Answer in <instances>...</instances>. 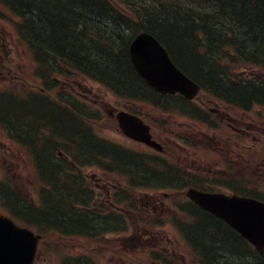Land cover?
<instances>
[{"label": "trees", "instance_id": "16d2710c", "mask_svg": "<svg viewBox=\"0 0 264 264\" xmlns=\"http://www.w3.org/2000/svg\"><path fill=\"white\" fill-rule=\"evenodd\" d=\"M0 8L8 13V24L20 40L23 54L37 65L47 86L54 83L56 75L63 74L64 68H69L125 98L151 103L168 100L147 87L129 58L133 38L148 32L162 42L176 65L214 98L245 107L264 105V82L257 85L256 80L230 74V70L242 67L264 69V0H0ZM28 101L0 100V108L8 109L1 117L8 120ZM32 105L29 101V109L24 110L28 114L21 116L23 123H33ZM48 106L42 103L36 110L39 124L32 128L37 129L38 135L50 132L56 140L62 139L71 160L55 162L58 158L50 150L57 143L47 139L49 136L45 141L30 139L29 146L38 149L35 154L41 176L51 186L43 193L46 211L36 213L25 203L27 207L20 204L19 195L10 199L39 223L72 235L69 240H79L84 233L98 237L105 234L96 230L93 222L97 225L98 220L92 222L75 209L80 201L76 197L83 204V192L75 195L70 186L78 181V165L82 167L86 161L95 159L92 129L83 124L89 118L76 115L78 111L72 104L71 108L65 106L70 110L67 118L73 123L76 120V124L66 120L61 125L58 120L54 122ZM15 115L12 120L19 118ZM19 123L22 122L18 119L15 127ZM78 124L83 128H78ZM63 177L67 184L62 183ZM187 211L188 220L176 221V225L191 248L204 252L207 258L204 264H264L252 247L228 226L194 206L188 205ZM99 250L101 254L110 252L107 248Z\"/></svg>", "mask_w": 264, "mask_h": 264}, {"label": "rangeland", "instance_id": "374dc122", "mask_svg": "<svg viewBox=\"0 0 264 264\" xmlns=\"http://www.w3.org/2000/svg\"><path fill=\"white\" fill-rule=\"evenodd\" d=\"M9 30L11 31V28H8L7 24L0 22V39L3 40L2 43L4 42V45H5V53L1 51L0 60L4 62V60L8 61L10 58L11 65H12V70L8 69V71L3 73L4 74L3 77H6L7 79L4 78L0 80V91L1 90L4 91L5 87L9 85L10 87L12 86L15 89V93H18L17 91H20L19 86L25 83L22 81H19L20 78L12 77V76H16V74L22 75L27 71L26 76L30 78L31 72L32 70H34V68L32 69V67L28 64L27 59L24 56H22L23 55L22 54L23 52L22 44L19 43L20 41L14 35L13 36L11 35V32H9ZM2 36L4 38H2ZM5 57H8V58H5ZM254 73L257 74L258 77L263 76V73L261 70L256 69L254 70ZM72 74H73V77L69 81V83H65L63 81L62 82L59 81V83H62V84L64 83L65 85L68 84L66 89L67 90L69 89V91H71V93L74 95V99H79L83 103L85 102V100H89L91 102V105L93 106L96 105L98 108L102 106V108H100L103 112L102 120L97 121L95 125L96 128H101L100 129L101 131H99L98 133L102 135L103 138L109 143L118 144L121 150H123L124 152L133 153L135 150H139V148H135L131 142L124 139L120 135V133H118L116 130L117 124L113 120L112 121L109 120V116L107 114V108L118 109L119 103H120L119 99L114 94H112L108 89L101 86L100 84L96 82H91L85 78L77 77L75 73H72ZM33 77L34 79H36L35 74L33 75ZM32 83L35 85H38L39 81H35ZM16 99L17 98L15 97L13 102H16ZM77 104H82V103H77ZM138 106H139L140 111L149 110L147 107H145L142 104ZM47 110H48V113L50 115H53V117L55 118L61 115V117L57 119L61 125H64L66 123V120L73 123V120L65 117V115H63V112H61V114L56 113L59 111V109L56 108L54 105H50L49 108H47ZM257 111H260L262 117H264V110L259 109ZM37 116H38V112L34 111L35 119L32 120L33 123L31 122L23 123V124H27V127H25V129L27 130L28 134L31 136L35 132L29 130V128L36 126V124L37 125L39 124V121H37L38 120ZM89 117L90 118L94 117L93 119H95L94 114H92V116H89ZM19 121L22 122L20 117H19ZM245 121L248 125L252 124L251 118L247 116H246ZM73 124H76V120ZM153 127H155V124H153ZM78 128H83V127H81L78 124ZM256 135L251 134L252 141H250V144H252V146H254L253 144H255L258 147L259 150L257 154L259 155L262 151H264V124L263 123H261V127H258V135L257 136ZM253 136L255 137V139ZM6 143H8V141H6ZM204 143L208 144V140L207 139L204 140ZM7 145H10V144H7ZM3 146L5 145L1 144V147ZM7 147H10V146H7ZM111 148L112 146L106 143V150L109 151ZM17 149H14L13 152L10 154L11 161L8 164L10 167L9 176L13 178V181L11 182L12 189H14L15 191L24 193L25 196L33 198L38 203L39 202L38 194L39 192L41 193L40 186H38V189L37 187L34 188L32 186V183L28 177L29 174L31 173V169H28L27 160L25 156L24 155L20 156L19 154L20 150L18 149L19 151L18 152ZM114 150L115 149H113L111 152H113ZM111 152L109 153L104 152V154L106 156L109 155L111 157L112 156ZM129 156L132 160L134 159L133 156L131 155ZM203 156L212 158L215 155L214 153L205 151ZM260 159H264V158H260ZM132 160H127L126 163L129 164L132 162ZM102 168L100 167V163H99L95 167L88 168L85 171V176L89 183H92L93 185L96 186V181H98L99 185L102 186L101 187L102 191L101 192L98 191V196L100 198H101V195L105 194L106 192H111V191L117 192L120 195L122 190H124V191H127L125 195L127 196L131 195L130 201H136V203L140 206L139 207L140 209H142V207H145L143 206L145 203L150 202V200L148 199L150 196L149 194L150 192L149 190H144L147 187V184H142L139 189L140 191L135 188V189H132V192L134 193H130L128 190H125V184L123 182L124 180L120 179L122 178L121 175H119V177L116 176L115 174L104 175L102 173ZM254 169L256 172L252 170L249 171V169L247 170V167L245 166V167H242V169H240V171H243V172L241 173L233 172L229 174L228 177L237 178V179L238 177L239 178L247 177L251 179L250 181L251 183H253L254 187H256L255 183H257V181H258V184H261L264 186V164ZM106 172H110V171H106ZM261 175H262V178H261ZM135 176H137V174H135ZM32 178L34 179L33 175H32ZM215 179H218V178L215 177ZM197 181H199V179H197ZM198 185H201V181L198 182ZM141 199L142 201L140 202ZM112 202H113L112 204L114 205L117 203L115 200H112ZM97 206H101V203H99L98 200H97ZM97 206H93V207H97ZM133 207L134 209L138 210V208H135L138 206L133 205ZM133 219H135V216L133 218L132 216L129 215L128 222H129L130 228L128 232L108 235L101 242L89 241L90 245L93 246L94 249L98 250L99 252H100L99 248H109L110 247L112 251L118 253V255H114V256L112 253L109 256L107 255L103 256L101 254L103 259H100V261L102 264H131V261L133 263H137L136 261H133V260H135L136 258L137 259L144 258L142 251L145 248L161 247L159 245L160 243L167 244V247H168L167 253L169 255H172L173 257H176V259L179 262H181L182 264H191L192 258L185 248L181 247L180 245H178L177 247L174 246L173 248L169 247L168 243L170 242V240H173L170 242L172 244L174 243L175 238H176V233L172 231L171 226H168L165 229L157 228L154 231H150L142 220H140L139 222H136L137 224H135ZM138 224L142 227L144 231H148V232L146 233V232L139 231V229L137 228L139 226ZM149 232L155 233L153 234L154 236H152L151 234H148ZM50 237H53V235H50ZM69 238H72V235L67 237L66 241L62 242L58 240L57 243H54L55 246H49L47 250L45 249L39 259V264H59V260L61 263L63 258L66 257L67 255L75 254L74 249H76L77 247L80 248L83 246L84 240H69ZM51 239L52 238H50V240ZM125 250L132 257V260L128 258L129 262L126 261L125 263H123L122 261L119 260V258H112V257L121 256V252ZM175 251L177 252L176 253L177 256H174ZM209 257H210V254H209ZM66 259H67V264H68V260L70 259L67 257ZM113 260L114 262H112Z\"/></svg>", "mask_w": 264, "mask_h": 264}, {"label": "water", "instance_id": "95a60500", "mask_svg": "<svg viewBox=\"0 0 264 264\" xmlns=\"http://www.w3.org/2000/svg\"><path fill=\"white\" fill-rule=\"evenodd\" d=\"M131 55L138 72L159 92H179L189 99L197 94L198 86L175 68L166 51L152 37L140 35L132 44ZM122 127L131 136V132ZM188 196L204 210L225 220L264 255L263 204L252 199L202 194L195 190L189 191ZM36 243L37 239L29 231L0 218V264H32Z\"/></svg>", "mask_w": 264, "mask_h": 264}, {"label": "flooded vegetation", "instance_id": "af4514ba", "mask_svg": "<svg viewBox=\"0 0 264 264\" xmlns=\"http://www.w3.org/2000/svg\"><path fill=\"white\" fill-rule=\"evenodd\" d=\"M198 104L202 106L203 110L198 111L195 109L192 111L193 114L199 116L200 114H205L207 110L212 112L221 122V124L218 123L215 126V130L223 128L227 132L225 137L228 142L233 136H238L242 142V144L236 145L234 149L230 148V143L227 144V148L224 149L223 153L227 167L233 169L234 172L241 173L243 171H240V169L246 166L247 170L256 172L254 168L264 164V159L256 157L258 148H253L251 147L252 144H250V141H252L251 134L256 135L258 133V125L248 126L245 121L246 116L252 117L248 116L246 112L238 111L234 107L226 105L223 108L220 106L212 108L204 101ZM174 122L172 129L164 134L156 132L151 127L153 140L159 143L163 150L159 153L154 149L145 147L148 151L146 154L147 163L143 167L141 179L145 184L151 183V185L154 183H167L170 180L175 182L176 186L181 189H189L198 185V173L201 171L212 173L214 168L218 167V164L214 160H207L200 153L198 148L199 140L201 138L204 141L208 137L206 134L198 132L197 123ZM256 124H258V121ZM251 130L256 131V133ZM222 172L225 174L232 173L228 170H223ZM245 178H239V184L233 185L232 190L235 192L241 190L243 188L241 182ZM258 191L262 192L261 184H258Z\"/></svg>", "mask_w": 264, "mask_h": 264}, {"label": "bare ground", "instance_id": "6f19581e", "mask_svg": "<svg viewBox=\"0 0 264 264\" xmlns=\"http://www.w3.org/2000/svg\"><path fill=\"white\" fill-rule=\"evenodd\" d=\"M54 122H57L56 120H54ZM58 123V122H57ZM56 128H59V126H56ZM60 168H64V166L59 165ZM76 255V254H75Z\"/></svg>", "mask_w": 264, "mask_h": 264}]
</instances>
